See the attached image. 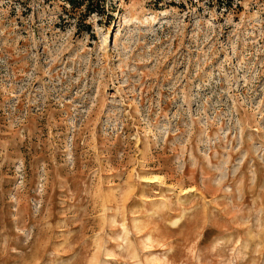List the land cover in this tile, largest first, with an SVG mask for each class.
<instances>
[{
    "label": "rangeland",
    "instance_id": "obj_1",
    "mask_svg": "<svg viewBox=\"0 0 264 264\" xmlns=\"http://www.w3.org/2000/svg\"><path fill=\"white\" fill-rule=\"evenodd\" d=\"M107 4L0 0V264H264V0Z\"/></svg>",
    "mask_w": 264,
    "mask_h": 264
},
{
    "label": "trees",
    "instance_id": "obj_2",
    "mask_svg": "<svg viewBox=\"0 0 264 264\" xmlns=\"http://www.w3.org/2000/svg\"><path fill=\"white\" fill-rule=\"evenodd\" d=\"M72 12L76 13L79 11V16L82 21L86 20L87 17L93 13L102 14L106 11L107 0H65ZM84 9V13H82ZM87 31H90V25L86 26Z\"/></svg>",
    "mask_w": 264,
    "mask_h": 264
}]
</instances>
